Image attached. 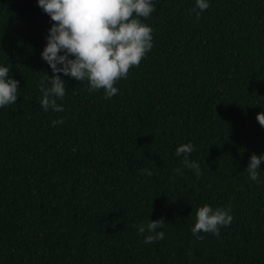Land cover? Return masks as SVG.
I'll return each instance as SVG.
<instances>
[{
	"label": "trees",
	"instance_id": "1",
	"mask_svg": "<svg viewBox=\"0 0 264 264\" xmlns=\"http://www.w3.org/2000/svg\"><path fill=\"white\" fill-rule=\"evenodd\" d=\"M153 2V46L118 92L60 74L63 111H44L54 22L36 0H0V63L20 81L0 107V264H264V183L245 171L264 153V0ZM188 141L199 176L175 154ZM204 203L233 219L197 239ZM148 217L165 236L146 244Z\"/></svg>",
	"mask_w": 264,
	"mask_h": 264
},
{
	"label": "clouds",
	"instance_id": "2",
	"mask_svg": "<svg viewBox=\"0 0 264 264\" xmlns=\"http://www.w3.org/2000/svg\"><path fill=\"white\" fill-rule=\"evenodd\" d=\"M38 6L54 23L47 30L46 44L40 55L51 68L52 75L43 78L40 89L44 111H63L57 100L66 93V82L60 74L77 81H88L92 90L103 89L106 99L117 92L116 82L127 76L130 67L138 65L153 46L152 27L143 22L155 10L153 0H36ZM199 10H205L210 0H195ZM197 12V16H199ZM20 81L10 75V68L0 63V107L17 101ZM256 120L264 126V109ZM62 118L52 121L62 123ZM195 145L188 141L175 148L177 156L183 154L182 163L201 175L200 165L190 160L189 154ZM264 162V153L250 155L245 171L251 180L264 183L259 165ZM148 174L150 170L145 169ZM182 174V168L173 169ZM196 221L192 233L197 239L201 231L219 234L222 226L231 223L233 216L229 207L204 203L196 209ZM163 219L150 220L136 225L144 235L146 244L163 239Z\"/></svg>",
	"mask_w": 264,
	"mask_h": 264
}]
</instances>
